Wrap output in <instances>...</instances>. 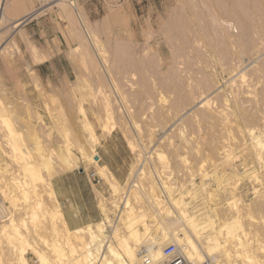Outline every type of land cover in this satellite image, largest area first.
<instances>
[{"label": "rangeland", "instance_id": "rangeland-1", "mask_svg": "<svg viewBox=\"0 0 264 264\" xmlns=\"http://www.w3.org/2000/svg\"><path fill=\"white\" fill-rule=\"evenodd\" d=\"M36 1L27 34L0 24V264L71 261L45 183L83 169L99 222L128 199L137 249L197 207L222 264H264V0Z\"/></svg>", "mask_w": 264, "mask_h": 264}, {"label": "bare ground", "instance_id": "bare-ground-1", "mask_svg": "<svg viewBox=\"0 0 264 264\" xmlns=\"http://www.w3.org/2000/svg\"><path fill=\"white\" fill-rule=\"evenodd\" d=\"M60 2L63 4L58 6L59 7L58 8L59 14H66V13L68 14L67 7L70 6V7H72L73 11L76 12V15H79L77 12L76 0H61ZM4 17H5V12L4 11L2 12V0H0V23L4 20ZM82 27H83L84 31L86 32V29L84 28L83 25H82ZM203 101H202V103H200L201 106L207 102V101H204V102ZM82 112H83V110H82ZM88 123L86 122L84 124V127H85V129L90 130V131L88 130L89 131V133H88L89 138L93 141H96V135L94 134L92 128L89 126ZM86 139H88V138H86ZM254 139H256V138H254ZM68 157H70V156H68ZM66 160L67 159H64L63 162H65ZM74 161H75L74 158H70V161H69V163H67L65 165L66 166L65 168L70 170L73 166H76L75 165L76 163ZM92 161H93L94 165L97 166V162H96L97 160H95V157H94V159L92 157ZM99 170L102 171L105 169L103 167H101V168H99ZM139 171H140V169L138 170V172ZM92 173L93 172H91L89 174V177ZM25 174L27 175V173H25ZM106 174L108 175V173H106ZM93 175H94V178H96L95 173H93ZM32 176H35V175L32 174ZM109 177H110L111 182L113 183L112 184L114 186L113 188H115V187L117 188V182L114 180V178L112 176H109ZM134 179H135V175L132 177V183H133ZM41 180H40V182H41ZM26 184L28 185V183H26ZM45 186H46L45 187V191H46L45 193H46L47 197L50 198L51 201L52 200L55 201L54 193L50 187L49 181L47 183H45ZM38 189H40V188H38ZM34 191H38L39 195H40L39 190H33V192ZM43 195H44V193H43ZM48 198H46V199H48ZM127 204H128V199L124 198V200L122 201V206L118 207V214L114 220L106 219L104 222H99V223L95 224V227H90V225H88V226H85V228L76 229L72 232L69 231L67 229V227L65 226L59 210L57 209L56 213L54 212L56 215L55 216L52 215V216L55 218V223L60 224L66 233V236L64 237V239H61V241L63 242V244L62 243L61 244L65 245V247L69 248L70 252L72 254H74L72 256L71 261H68V264H146L145 258H146V260H148V264H162L163 263V260H162L163 249L161 251V246L163 245L164 239H162V238H151V237H153V236H151V237H149L148 240L145 241V243L143 244L141 249H137V247H139V245L142 244L141 242H143V241H141L140 236L137 234L136 229L134 230V226H133L134 217L133 218L131 217V211H130L131 208L129 206H127ZM55 205H56V203H55ZM115 206H116V204H115ZM124 209H129V211H130V212L126 213V216L123 214ZM47 210L50 213L49 209H47ZM46 215L44 214L45 218L47 217ZM123 215L125 217L124 219L122 217ZM204 215H205V212L200 208L197 209V207L192 208L190 211L179 208L177 213H176V218L178 220V223H180L178 225V228L180 226V229H177V227H176V230H179V231L175 232V233L173 232L170 235V241H172V243L178 248L180 256L186 262H188L190 264H213V263L214 264H222V262H220V259H221V255L224 252L225 245H221V243L217 239L216 233L217 232L219 233V229H216L214 226L211 227L212 221L209 219L208 216H207L208 218L207 217L205 218ZM33 216H31L32 219H35L36 216H35V218H33ZM52 223H54V222H52ZM55 223H54V226L56 225ZM167 224H169L168 221H167ZM121 225H123V226H121ZM124 226L128 230V236L121 234L122 232L120 230V227L122 228ZM8 227H13L11 220L9 221ZM34 227H35V225H34ZM205 227H210V230L212 232H209V231L204 232ZM53 228H54L53 229V231H54L55 227H53ZM107 229H109L108 232H107ZM145 231L146 230H144V232ZM200 231H203V232L200 233ZM4 232H5V230H4ZM162 236H163V234H162ZM165 239H166V237H165ZM115 243H116V246H114ZM9 248H11V247H9ZM12 249L14 250V248H12ZM13 250H11V251H13ZM56 252H57V255H56L57 264H63L64 261L61 257L62 255L59 253V251L56 250ZM10 256L11 255H9V257ZM16 256H15L16 259L13 258V260L15 259V261H14L15 264H28L25 260L26 258H24V254L22 252H19L18 255H16ZM37 264H47V262L43 256L38 255Z\"/></svg>", "mask_w": 264, "mask_h": 264}, {"label": "crops", "instance_id": "crops-1", "mask_svg": "<svg viewBox=\"0 0 264 264\" xmlns=\"http://www.w3.org/2000/svg\"><path fill=\"white\" fill-rule=\"evenodd\" d=\"M6 6L10 10V18L6 17ZM13 6L17 7L14 9ZM36 8L39 10L32 12ZM44 10L45 8L40 7L36 0H7V2L6 0H2V12H5L3 21L6 20L10 24V26H6L5 28H17L25 34L36 26V23L30 22L29 19ZM40 53L41 55H45L43 50ZM44 63L39 64L37 67ZM36 72L38 73V68ZM96 157L98 158L96 161L97 165H99L100 158ZM101 167L105 168L104 166ZM85 170L83 169L77 173L68 172L58 175L51 183L60 214L68 229L71 230L99 223L102 219L96 203L95 190L86 180Z\"/></svg>", "mask_w": 264, "mask_h": 264}, {"label": "built area", "instance_id": "built-area-1", "mask_svg": "<svg viewBox=\"0 0 264 264\" xmlns=\"http://www.w3.org/2000/svg\"><path fill=\"white\" fill-rule=\"evenodd\" d=\"M45 2H54L56 0H42ZM92 179L94 178L93 173L90 175ZM162 264H190L186 262L179 254L178 248L174 244H169L163 248L162 251ZM146 264H148V260L145 258Z\"/></svg>", "mask_w": 264, "mask_h": 264}, {"label": "water", "instance_id": "water-1", "mask_svg": "<svg viewBox=\"0 0 264 264\" xmlns=\"http://www.w3.org/2000/svg\"><path fill=\"white\" fill-rule=\"evenodd\" d=\"M95 160H98V158H97V157H95Z\"/></svg>", "mask_w": 264, "mask_h": 264}]
</instances>
